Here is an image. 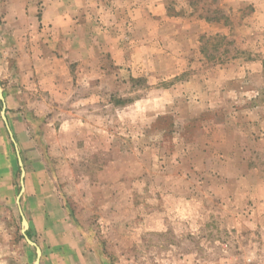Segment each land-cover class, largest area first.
<instances>
[{
  "label": "rangeland",
  "instance_id": "rangeland-1",
  "mask_svg": "<svg viewBox=\"0 0 264 264\" xmlns=\"http://www.w3.org/2000/svg\"><path fill=\"white\" fill-rule=\"evenodd\" d=\"M0 85V264L18 154L40 264H264V0H0Z\"/></svg>",
  "mask_w": 264,
  "mask_h": 264
},
{
  "label": "water",
  "instance_id": "water-1",
  "mask_svg": "<svg viewBox=\"0 0 264 264\" xmlns=\"http://www.w3.org/2000/svg\"><path fill=\"white\" fill-rule=\"evenodd\" d=\"M0 99L4 102V95H3V88L2 86L0 85ZM1 115L4 119V121L7 123V126H8V121H7V116H6V105H5V102L3 103V108L1 110ZM9 132H10V135H11V138L14 142V145L17 149V152L19 153V150L17 148V142L13 136V132L9 129ZM18 161H19V165H20V168H21V181H20V184H21V188H20V191H19V194L17 195V203L20 207V213H21V219H22V233L24 234V237L26 239V241L30 244V245H33L35 247V250H36V258L34 260V263L33 264H40V261H41V255H42V249L41 247L34 241L32 240L28 234H27V230L29 228V222L21 208V197L25 191V180H24V177H25V174H26V171H25V168H24V165H23V160L21 158V156L18 154Z\"/></svg>",
  "mask_w": 264,
  "mask_h": 264
},
{
  "label": "trees",
  "instance_id": "trees-1",
  "mask_svg": "<svg viewBox=\"0 0 264 264\" xmlns=\"http://www.w3.org/2000/svg\"><path fill=\"white\" fill-rule=\"evenodd\" d=\"M27 234L29 235V237H31V233L30 232H27Z\"/></svg>",
  "mask_w": 264,
  "mask_h": 264
},
{
  "label": "crops",
  "instance_id": "crops-1",
  "mask_svg": "<svg viewBox=\"0 0 264 264\" xmlns=\"http://www.w3.org/2000/svg\"><path fill=\"white\" fill-rule=\"evenodd\" d=\"M29 222V221H28ZM29 229V228H28ZM29 236V235H28ZM31 238V237H30ZM41 262V261H40Z\"/></svg>",
  "mask_w": 264,
  "mask_h": 264
}]
</instances>
